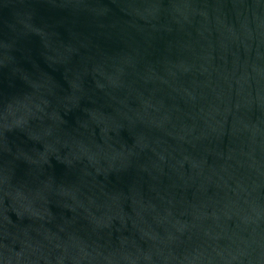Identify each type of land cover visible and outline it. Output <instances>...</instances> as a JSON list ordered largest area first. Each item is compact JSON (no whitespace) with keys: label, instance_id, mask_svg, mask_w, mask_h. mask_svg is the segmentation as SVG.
Segmentation results:
<instances>
[{"label":"water","instance_id":"95a60500","mask_svg":"<svg viewBox=\"0 0 264 264\" xmlns=\"http://www.w3.org/2000/svg\"><path fill=\"white\" fill-rule=\"evenodd\" d=\"M0 264H264V0H0Z\"/></svg>","mask_w":264,"mask_h":264}]
</instances>
